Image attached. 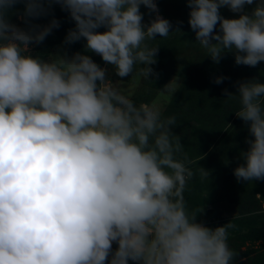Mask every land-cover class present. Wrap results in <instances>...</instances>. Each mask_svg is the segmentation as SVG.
Wrapping results in <instances>:
<instances>
[{"label": "clouds", "instance_id": "1", "mask_svg": "<svg viewBox=\"0 0 264 264\" xmlns=\"http://www.w3.org/2000/svg\"><path fill=\"white\" fill-rule=\"evenodd\" d=\"M54 4L74 22L64 45L84 39L86 52L120 78L139 66L144 78L158 79L159 47L148 42L183 23L174 28L156 0H0V264H232L234 225L213 228L187 210L193 172L172 135L176 117L138 104L84 52L30 54L60 27L55 16L33 22ZM187 6L195 40L214 63L227 53L237 65L264 62V0ZM224 7L237 15L225 17ZM235 87L223 91L238 98L235 115L248 136L233 175L264 181V82L253 77ZM176 91L173 80L161 89L169 97Z\"/></svg>", "mask_w": 264, "mask_h": 264}, {"label": "rangeland", "instance_id": "2", "mask_svg": "<svg viewBox=\"0 0 264 264\" xmlns=\"http://www.w3.org/2000/svg\"><path fill=\"white\" fill-rule=\"evenodd\" d=\"M156 2L160 14L169 19L174 28L177 21H183L181 30L148 42L150 46L159 47L157 63L152 66L159 74L158 79L144 78L138 71L139 66L131 77H118L114 67L105 65L99 55L86 52L84 39L64 45L67 31L74 27V22L58 4L53 5L49 15L33 21L43 25L55 16L60 27L42 44L33 45L30 54L47 59L65 49L69 55L84 52L102 67H107L108 78L138 104L156 105L162 117L175 116L177 123L172 135L179 137L183 154L187 155L186 166L193 172L184 192L187 210L213 228L234 225L228 229V244L234 253L232 264H264V181L237 182L233 175L237 165L235 158L247 148L248 132L243 121L235 115L239 109L238 98L228 99L223 91L227 88L235 93V83L239 80L257 77L264 82V62L256 67L237 65L234 55L227 53L219 64L214 63L206 57L207 51L195 40V33L188 24L187 0ZM16 7L22 11L24 4ZM252 7L254 5H248L246 9L251 11ZM141 11L144 21L148 22V10L141 6ZM220 11L225 17L237 15L226 7ZM11 18L24 26L15 15ZM220 75L229 79L215 84L214 78ZM172 80L177 91L169 97L161 89ZM116 247L114 243L113 249Z\"/></svg>", "mask_w": 264, "mask_h": 264}]
</instances>
